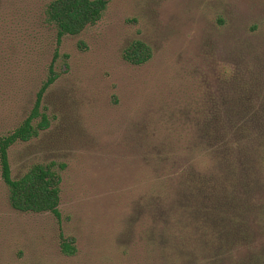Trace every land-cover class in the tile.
<instances>
[{"label":"rangeland","instance_id":"rangeland-1","mask_svg":"<svg viewBox=\"0 0 264 264\" xmlns=\"http://www.w3.org/2000/svg\"><path fill=\"white\" fill-rule=\"evenodd\" d=\"M50 1L0 0V132L46 77ZM135 40L141 64L123 56ZM59 54L50 126L8 154L13 177L55 163L60 217L12 208L0 178V264H264V0H108ZM213 114L232 201H158L161 177L216 172Z\"/></svg>","mask_w":264,"mask_h":264},{"label":"trees","instance_id":"trees-1","mask_svg":"<svg viewBox=\"0 0 264 264\" xmlns=\"http://www.w3.org/2000/svg\"><path fill=\"white\" fill-rule=\"evenodd\" d=\"M108 0H51L45 8V20L54 28L55 46L52 59L47 66L45 79L35 93V99L28 114L12 130L0 132V178L8 190V201L12 208L27 212H50L57 219L60 217V181L55 163H32L18 177L12 176L9 162V149L18 142H27L37 137L51 124L42 98L46 90L55 82L59 74L54 68L59 54V45L63 36L79 34L87 25L100 19ZM67 58V54L62 55ZM124 58L132 63L141 64L150 56L148 45L135 40L126 48ZM219 128L215 114L211 115L208 124L201 127L202 136L210 135V152L216 172L205 173L198 164L192 166L184 176L183 184L174 187L168 183L167 177L160 178V188L157 190L158 201H232L225 186L226 179L221 168L228 163L227 148L215 146L210 140L215 135L212 129ZM217 137V135H216ZM164 159L163 157H159ZM154 200L151 190L145 196V201ZM61 250L73 254L75 248L72 240L63 239Z\"/></svg>","mask_w":264,"mask_h":264}]
</instances>
